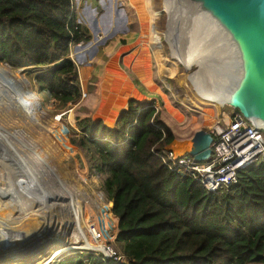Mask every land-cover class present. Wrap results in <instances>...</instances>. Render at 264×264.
Wrapping results in <instances>:
<instances>
[{"label":"trees","instance_id":"16d2710c","mask_svg":"<svg viewBox=\"0 0 264 264\" xmlns=\"http://www.w3.org/2000/svg\"><path fill=\"white\" fill-rule=\"evenodd\" d=\"M90 37L72 0H0V62L36 69L34 85L63 105L82 95L70 47ZM126 104L114 128L87 118L68 137L89 167L108 175L115 242L126 262L74 255L57 264H264V166L207 192L154 153L174 139L154 101Z\"/></svg>","mask_w":264,"mask_h":264},{"label":"rangeland","instance_id":"374dc122","mask_svg":"<svg viewBox=\"0 0 264 264\" xmlns=\"http://www.w3.org/2000/svg\"><path fill=\"white\" fill-rule=\"evenodd\" d=\"M106 1L78 0L77 3V0H73L76 22L86 23V28L91 36L90 40H92V43L86 46L85 50L81 48V53L75 57L73 53L76 52L77 48L75 45L70 47L69 57L78 66L77 73L82 92L80 100L75 104L67 103L63 105L51 99L47 92H41L37 89L34 85L36 69L26 67L16 70L10 68L4 62H0V70L3 76L1 77L0 74V84L2 83L0 87V112L3 114L9 112L23 114L28 111V117L23 114L28 123L31 122L38 128L49 127L52 131L51 137L54 145H60L67 149L64 165L70 170L67 174L70 179L69 181H63L65 187L83 193L85 199L83 202L87 201L89 197L90 200H93L94 196L101 195L105 208L99 212L96 207L92 209V205L89 208L88 215L89 218L96 217L93 218L91 224L99 228L97 231L102 234V240L97 241L98 245H102V241H104L110 245L113 251L119 252V244L115 242L117 219L111 211L112 200L104 185L108 175L89 167L82 151L70 144L68 140L69 135L79 133L77 123L88 118L93 122L101 120L106 126L114 128V121L120 110L125 109L127 100L133 98L141 101L153 100L154 107L160 112V118L170 127L174 139L179 141H188L196 130L203 129L201 127L207 128L209 125H202L206 105L197 102L199 98L192 91L190 80L186 78L187 75L190 77L199 70L198 65L202 60L194 64L190 70L182 71V65L172 55L164 38L166 18L161 9V0H155L156 15L152 13V10L148 12L151 15L150 18L152 17L149 22L151 31H149L150 37L148 38L158 39L157 37L161 36V40L151 43H146L147 40H145V44L140 43V29L137 23L139 21L135 19V12L133 14L131 12L134 9L131 1L121 0L122 8L127 11L129 17L128 29L126 28L124 31V33L127 32L124 39H120L124 34L120 30L123 24L115 25L113 23L115 15L113 19L112 15L110 19L107 17V21H101L100 19V16L105 13L102 4ZM88 5L96 10V16L93 20L91 19L92 12L86 11ZM188 13L191 14L192 12ZM190 14L188 15L190 16ZM110 22L111 24H109ZM93 23H96L99 27L97 30L92 26ZM187 24L188 20L187 22L185 20V25ZM110 25H115V28H110ZM194 25L199 27L197 32L193 28L195 35L202 34L208 27V23L203 22L201 19L196 20ZM183 27L184 25L177 28L175 33L173 32V38L177 36L180 39L181 34L185 32L182 29ZM104 29H108L105 33L107 37L98 38L99 35L104 33ZM179 29L183 32L180 33ZM81 43L84 44L85 42ZM215 60L211 62L209 59L206 65H210L209 67L212 68V65L217 67V64L219 67L221 60L219 58ZM108 108H110V111L107 114ZM225 110H228V108L226 107ZM213 117L215 120V114ZM170 145L171 143L167 146L170 147ZM35 168H37V171L38 167ZM39 170H42V168L39 167ZM12 172L17 174L14 170ZM27 185L28 189L26 190L28 192L38 193L40 191L36 184L30 183ZM45 185L50 186L51 182L45 183ZM55 185L56 188L62 189L60 183ZM42 190L47 191L44 193L47 196L51 187L48 189L45 186ZM15 193H17L16 190ZM13 195H16L23 204L21 197L17 194ZM46 196L45 200L44 198H41L42 201L39 200L42 202V204L40 203L42 210L39 211V216L42 217H37L36 223L20 222L19 226L24 227L17 228L20 231L16 235L17 240L22 236L23 239L27 238V240H24L25 243L20 241L13 248H3L2 250L5 251H0V264H36L48 257L52 251L58 247L60 248L63 243L72 241L73 225L65 224L68 212L64 206L63 198L58 200L59 195L56 199L53 198L52 201H48ZM86 203L88 202H84V204ZM9 219L5 225L7 230L16 225V220ZM58 221H61L59 226L56 225ZM27 224L28 226H26ZM22 229L27 230L24 232L25 234L21 233ZM89 238L93 239L90 235ZM93 243L95 246L96 242ZM83 249V247L76 248L65 253L64 256L80 255L87 261L89 255L97 254L95 250L92 253L88 249Z\"/></svg>","mask_w":264,"mask_h":264},{"label":"bare ground","instance_id":"6f19581e","mask_svg":"<svg viewBox=\"0 0 264 264\" xmlns=\"http://www.w3.org/2000/svg\"><path fill=\"white\" fill-rule=\"evenodd\" d=\"M130 1L134 8L131 12L132 14L135 12V19L139 21L137 23L140 29V43L145 44V40H147L146 43L160 41L161 36H158V39L148 38L150 37L149 31H151L149 22L152 19L148 12L152 10V13L156 15L155 0ZM102 5L105 9V13L100 16L101 21H107V17L108 19L111 17L113 19L117 10L115 0H107ZM161 9L166 18L164 30L165 41L168 47H170L172 55L182 65V71L190 70L194 64L202 60L200 65H198L199 70L190 77L187 75L186 78L190 80L192 91L196 94L197 98H199L197 102L206 105L204 108L205 116L202 125H211L214 122L213 116L219 109L217 105L220 106L223 103L227 92L233 87L232 85L235 84L240 74L238 63L232 57L233 54L228 35L213 19L201 12L188 13L189 11L187 9L179 6L177 0H161ZM188 14H190V16ZM95 16L96 14L92 13L91 19L93 20ZM200 19L203 22H207L208 27L202 34L195 35L193 32H197L199 27L194 24L196 20ZM185 20L186 22L188 20L187 25H185ZM109 24H111V22ZM183 25L184 27L182 29H184L185 32L181 34V36L179 35L180 39H178L176 35V37L173 38V32L175 33L177 28ZM188 27L189 29H187ZM110 28H115V25H110ZM126 28L125 24L120 27L122 33H124ZM179 32L182 33L183 30L179 29ZM80 53L81 48H77L73 56L75 57ZM217 58L221 60V65L219 67L217 64V67L212 65V68L209 67L210 65H206L209 59L211 62H214ZM142 71L145 72L143 69ZM0 74L1 77H3L1 70ZM1 86L2 83L0 84V87ZM107 111L108 114L110 108H108ZM16 113L18 114H12L11 112L3 114L0 112V251H5L2 249L19 244L20 241L25 243L24 240H27V238L23 239L22 236L17 240L16 235L20 232L17 228L24 227L19 226L20 222L27 221L28 224L29 222L36 223L37 217H42L39 216V211L42 210V202L40 201H42L43 198L44 200L46 199V194L44 195V193L47 191L42 190L45 186L48 189L51 187L52 190L47 193L46 197L48 201H52L53 198L56 199L59 195L58 200L63 198L64 206L68 212V218L66 222H64L65 224L69 223V225H73V238L71 242L67 241L63 243L60 248L58 247L43 261H39L36 264H51L57 256L64 255L79 247L88 250H102V245H98L96 242L94 246L93 241L89 238L91 234L90 227H92L91 221L96 217L92 216V218H89L88 214L90 212L89 208L92 205V209L96 207L99 212L103 211L105 208V204L102 200L103 198L98 194L94 196L93 200H90V197L89 199L87 198V201L84 202L88 203L84 204L83 200L85 199L83 198V193L68 189V187L66 188L63 181H69L70 179L69 176H67L70 170L64 165V159L66 157L65 152L67 149L60 145H54L53 138L51 137L52 131H50L48 126L38 128L35 124L31 122L28 123L25 118V116L28 117L29 115L28 111L23 113L25 116L19 112ZM175 145L176 147L174 150L176 154L184 153L189 146L187 141H180ZM35 167H38L37 171ZM39 167H41L42 170H39ZM12 169L16 171L17 174L13 173ZM50 174H52L53 177L50 176ZM48 182H51L50 186L45 185V183ZM30 183L36 184L40 191H38V193L28 192L26 190L28 189L27 184ZM57 183L61 184L62 189L56 188L55 184ZM15 190L17 193H15ZM13 194H17L21 197L23 204H21L18 197ZM9 218L11 220H16V225L14 224L15 226L12 229L7 230L5 225L8 223L7 220ZM28 224L26 226H28ZM56 225H61V221H58ZM26 231L27 230H23L21 233Z\"/></svg>","mask_w":264,"mask_h":264},{"label":"water","instance_id":"95a60500","mask_svg":"<svg viewBox=\"0 0 264 264\" xmlns=\"http://www.w3.org/2000/svg\"><path fill=\"white\" fill-rule=\"evenodd\" d=\"M177 1L189 12L207 15L228 35L232 57L238 63L240 74L220 108L232 107L244 118L258 120L264 125V0ZM91 43L92 40H88L75 46L84 48ZM211 141L212 136L208 131L198 129L187 141L189 146L185 152L198 161L205 160L211 153ZM179 142L173 139L170 147H166L174 150ZM66 256L69 255L57 256L55 264Z\"/></svg>","mask_w":264,"mask_h":264},{"label":"built area","instance_id":"2783aa9c","mask_svg":"<svg viewBox=\"0 0 264 264\" xmlns=\"http://www.w3.org/2000/svg\"><path fill=\"white\" fill-rule=\"evenodd\" d=\"M226 107L228 110H225ZM226 107H219L218 112L215 113V120L209 127H202L212 136L211 153L207 159L198 161L187 152L176 154L167 147L154 152L170 172L180 178L191 179L207 192L227 190L237 185L241 171L256 163L264 166L263 123L258 120H248L236 109ZM90 228V236L93 237L91 241L102 240V234L97 231L99 228L95 225ZM95 252L97 254L92 256L101 260L126 262L120 251H113L104 241H102V250Z\"/></svg>","mask_w":264,"mask_h":264},{"label":"crops","instance_id":"0c3cea01","mask_svg":"<svg viewBox=\"0 0 264 264\" xmlns=\"http://www.w3.org/2000/svg\"><path fill=\"white\" fill-rule=\"evenodd\" d=\"M78 1V0H77ZM115 2H116V13H115V21L113 22L115 25H120V24H125V26L127 27V29H128V19H129V17H128V15H127V11L124 9V8H122V4H121V0H115ZM89 6V5H88ZM78 9V8H77ZM86 11L87 12H92L93 14L95 13L96 14V10L95 9H92V8H90V6L86 9ZM124 20V21H123ZM80 24V23H79ZM81 25H83L85 28L87 27V25H86V23H84L83 22V24H81ZM87 29V28H86ZM127 33V32H126ZM126 33H124L121 37H120V39H124L125 38V34ZM105 38V37H107L106 35H105V33H103V34H101V35H99V37L98 38ZM83 50H85L86 49V47H84V48H82ZM115 122V121H114ZM113 127H114V125H113Z\"/></svg>","mask_w":264,"mask_h":264},{"label":"flooded vegetation","instance_id":"af4514ba","mask_svg":"<svg viewBox=\"0 0 264 264\" xmlns=\"http://www.w3.org/2000/svg\"><path fill=\"white\" fill-rule=\"evenodd\" d=\"M93 27H94V29H98L99 27L97 26V24L96 23H93V25H92ZM108 31V29H104V33H106Z\"/></svg>","mask_w":264,"mask_h":264}]
</instances>
